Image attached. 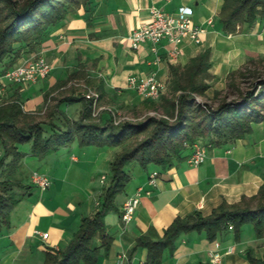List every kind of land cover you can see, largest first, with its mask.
Segmentation results:
<instances>
[{"label":"crops","instance_id":"crops-1","mask_svg":"<svg viewBox=\"0 0 264 264\" xmlns=\"http://www.w3.org/2000/svg\"><path fill=\"white\" fill-rule=\"evenodd\" d=\"M223 2L90 0L88 5L71 10L59 25L52 28L36 51H24L17 59L8 57L0 63V69H3L43 54L53 64L50 75L37 83L10 84L6 97L14 95L23 102L26 111L36 112L44 105L48 91L68 80L71 74L85 70L91 78L99 81L101 94L114 104L134 106L144 99L129 87L131 75L145 77L154 73L168 88L170 65H185L207 49L211 51L214 82L220 89L229 73L242 67L250 57L264 59V16L252 25L244 24L235 34H227L219 22ZM183 5L192 8L195 23L204 29L201 43L186 44L184 54L176 63H172L167 59L172 45L162 40L158 47L162 60L159 64H150L155 57L151 44L147 42L133 50L129 34L152 19L151 8L175 12ZM74 79L63 85L73 83ZM82 106L83 101L78 100L72 104L63 103L60 109L70 119H77L72 115L81 112ZM109 109L101 110L100 121L105 123L111 119ZM62 118V115H57L54 121L65 127ZM196 142L204 143L203 140ZM194 144L188 145L182 158L175 160L171 166L152 164L138 172L136 178L133 177L120 201L105 217L106 232L113 238V243L108 254L101 249L97 264H144L148 249L140 247L133 251L139 237L160 240L178 216L185 217L197 211L209 215L223 201L236 203L245 195L258 194L264 185V121L253 123L252 132L243 138L219 145L206 143V159L200 165H193L189 161ZM89 146L95 145L80 147L82 154H87L85 149ZM66 147L59 148L62 153L47 156L44 159L45 168L34 169L51 178L52 184L48 189L36 187L31 182L32 173L28 176L29 184L23 182L26 186L19 188V193L24 196L12 210L10 224L0 230V264L43 263L47 250L64 249L82 219L92 216L99 209L105 188L100 191V199L95 201L94 208L91 205L85 207L80 196L74 200H58L57 195L63 193L64 185L53 178V166L62 165L68 158L74 163H81V158L74 153L75 147L71 146V154L65 153ZM104 149L99 147L93 150L98 155L96 159ZM107 152L110 153V149ZM71 170V167H67L64 174L70 175ZM155 171L158 176L155 183H151L150 175ZM20 176L23 179V175ZM102 177L103 184L105 180L102 181ZM139 192L140 204L134 218L125 223L121 219L122 206L126 199ZM43 233H49V236L44 238ZM95 244L101 245L99 237L95 239ZM217 252L220 260L213 262V255ZM248 252L257 258H264V236L251 235L250 240L245 241L242 235L237 238L233 229L229 228L211 241L205 232H184L177 238L173 252L169 249L164 251L162 264H249Z\"/></svg>","mask_w":264,"mask_h":264},{"label":"trees","instance_id":"trees-1","mask_svg":"<svg viewBox=\"0 0 264 264\" xmlns=\"http://www.w3.org/2000/svg\"><path fill=\"white\" fill-rule=\"evenodd\" d=\"M89 2L0 0V63L8 57L17 59L24 51H36L52 28L59 25L71 10L86 6ZM263 16L264 0H224L219 22L225 33L235 34L244 24L252 25ZM259 62H264V59L260 57ZM259 65L252 59L231 71L228 87L238 94L239 99L228 100L226 96L216 108H208L205 103L198 102L196 97L205 95L211 87V51L207 49L201 52L185 65L171 64L169 95L163 94L156 107L163 109L172 120L150 117L139 123L124 122L116 126L113 119H109L105 124H100L92 121V102L71 94L61 98L49 109L52 120L45 122L35 120L34 113L26 111L18 97L13 95L7 98V102L0 106V142L4 148L0 164L12 157L8 164L12 167L11 172L7 173L9 179L3 182L5 185H15L18 190L26 186L22 179L12 182L25 156L19 149L20 144L31 143L32 154L43 158L76 138L81 146H119L125 145L130 138L147 133L142 141L129 149H123L111 162L112 181L103 194L99 209L92 216L82 219L64 249L47 250L41 264H97L102 248L104 254H108L113 238L106 232L105 217L115 206L117 195L123 192L130 180L124 167L131 161H138L146 168L150 163L167 167L175 160H180L186 147L200 138L207 140L208 144L219 145L251 133L253 123L264 121V72L259 69ZM9 68L0 69V75ZM81 75L82 70L75 72L58 86ZM249 77L254 78L252 87L243 91L239 79ZM49 95L47 92L46 100ZM78 100L83 101L81 115L78 119H70L60 106ZM57 115L65 117V127L53 120ZM45 125L50 126V131L45 130ZM16 187L0 190V230L10 224L11 212L24 196ZM247 223L253 225L257 237L264 236V185L258 194L245 195L239 202L223 201L209 215L197 211L185 217L178 216L165 230L163 238L152 240L141 236L133 251L140 247L147 248L148 258L144 264H162L164 251L169 249L173 252L177 238L184 232H205L208 239L214 241L220 232L232 225L238 238ZM98 237L101 245L95 244ZM247 257L249 264H264V258H257L251 252L247 253Z\"/></svg>","mask_w":264,"mask_h":264},{"label":"rangeland","instance_id":"rangeland-1","mask_svg":"<svg viewBox=\"0 0 264 264\" xmlns=\"http://www.w3.org/2000/svg\"><path fill=\"white\" fill-rule=\"evenodd\" d=\"M252 59L257 61L258 63H260L259 69H261V71L264 72V62H259L260 57H258V56L254 57L253 56V57L249 58V60H252ZM252 81H254L253 77L240 78L239 82H240L241 89L243 91L250 90L252 87V84H251ZM99 84H100L99 81H96L95 79L91 78V76H89L88 71L83 70V75L75 78L73 83H71L67 86L66 85L65 86L64 85L63 86L57 85L56 87H53L52 90L48 91L50 94L48 99L46 100V97H45L44 105L42 107H40L36 112H32V113H34L32 115L35 117V120H40V121H45V122L50 121L52 119H50V116H49V112H50L49 109H51L53 106H55L61 98L65 97L67 95H71V94H73V95L75 94L76 97H83V93L87 92V90H88L87 87H89L101 95L99 102H98L99 107L105 106V107H108V108L110 107L111 109H113V112H111L109 110H107V111H109L108 115H109V117L111 115V119H113V122H114V119H115V121H118V123L114 122V124L116 126H118L124 122L139 123V122L147 120L150 117H155V118L166 117V118H169L165 114L163 109H157V107H156V105H158L160 103L161 99L155 100V101L143 100V101H141L140 104H136L134 106H129V107L122 106V105L118 106V105L114 104L113 101L110 100L107 96H105L104 94H101V89H100L101 85L99 86ZM210 84H211V87L209 88V90L206 92L205 95H197V97H196L198 102L205 103L208 108H216L218 106V104L220 103V101L222 99H225L226 96H228V100L239 99L238 94H236V92H234L233 90H231L228 87V77H227L225 84L220 89H218L217 84L214 82V75H213V78L210 80ZM9 85H8V87H9ZM169 92H170V90H169V88H167L165 95H169ZM82 108H83V106H82ZM114 111L116 112L115 117H114ZM101 112L102 111H99V114L97 116H93L92 121L103 124L104 122L100 121ZM80 115H81V112L77 111L72 116L78 119L80 117ZM56 117L57 116H55L53 118V120H55ZM62 119H65V117L63 116ZM62 119H61V121H62ZM169 119H171V118H169ZM44 128H45V130H48V131H50V129H51L50 126H48V125H45ZM146 135H147V133H143V134L138 135L137 137L130 138L129 140H127L125 145L102 146L105 149L102 150L103 152H101L98 159H96L98 155L93 150L99 148V146L98 147L89 146V148L87 147L88 149H85L87 154L84 155V154H82L83 150L80 148L81 145H80L78 138H76L74 140L75 142H72V143L66 145L67 147L65 148L66 149L65 153H68L69 151L73 152L71 150V146L75 147L74 153L81 158V163L80 164L74 163L71 160V158H68V159H66V161H63L62 165L56 164V166H53V168H52L53 178H56V180H58V183L61 182L64 185L63 193H59L57 195L58 200L60 202L61 201L63 202V201H66L68 199L74 200V199H76L77 196H80L82 198V200L84 201L83 203L85 204V207L86 206L88 207V205H91L94 208L95 201L100 199V191H102L103 188H105V190H106L111 184L112 176H113V171L111 168V161H113L115 159V157L119 153L122 152L123 149L131 148L135 144L142 141L146 137ZM199 140H203L205 144L208 143L207 140H205L203 138H200ZM31 146H32L31 143H23V144L19 145V149L25 153V156H24V158H22L18 172L15 173V178L12 182H14L15 180L18 181V180L22 179L20 176V174H22L23 175L22 181L25 184H27L29 182L28 176L30 175V173H33L34 169H38V168L43 169L47 166L44 164V161H46L44 159H46L47 156L51 155V157H52L56 153H62V150L58 149V150L46 155L45 157L40 158V157L34 156L32 154ZM107 149H110V153L107 152ZM71 152H69V153L71 154ZM3 156H4V148L0 142V161H1ZM11 159H12V157L6 158V160L0 164V190L6 189L9 187H13V186L16 187L15 185H13V186L7 185V184L5 185V182H3V181H6L9 179L7 173H10L12 170V167L10 165H8L9 163H11ZM33 159H36V161H39V162H34L35 160H33ZM62 159L63 158H61V160ZM152 164H154V163H150L147 166L149 167ZM67 167L72 168L70 175H68V176H66L64 174V170H66ZM144 169H146V167H144L138 161H131L130 163L125 165L124 170L128 173V175L130 177V180L127 183L126 187H128V185L132 182L133 177L136 178L137 177L136 175L138 174V172H140L141 170H144ZM103 175H105L106 177L104 179L105 181L102 184L101 183V177ZM102 181H103V179H102ZM17 190H18V188H17ZM124 193H125V189L123 190V192H121L117 195V197L115 199L116 204L120 201V198L122 195H124ZM101 200H103V197ZM16 206L14 207V209L16 208ZM240 235H242L244 237L245 241L250 240L251 235H256V232H255L253 225L251 223L245 224ZM0 255H1V251H0Z\"/></svg>","mask_w":264,"mask_h":264},{"label":"built area","instance_id":"built-area-1","mask_svg":"<svg viewBox=\"0 0 264 264\" xmlns=\"http://www.w3.org/2000/svg\"><path fill=\"white\" fill-rule=\"evenodd\" d=\"M152 19L132 31L128 39L133 50L138 49L141 44L150 43L151 51L155 57L150 64H159L162 60L158 53V47L162 40H167L172 47L167 52V59L176 63L181 55L184 54V46L188 43H201V33L204 29L197 25L193 19V10L190 6L183 5L175 12H167L163 9L151 8ZM53 70V64L43 54H39L28 58L27 60L7 69L3 75H0V106L7 102L6 90L9 84L26 85L37 83L47 78ZM129 87L132 88L144 100H159L167 91L166 84L158 79L154 73L141 77L131 75L128 79ZM87 92L83 93V97L92 102L93 116H97L104 106H98L100 94L95 90L87 87ZM109 109V108H108ZM113 112V109H109ZM114 111V117L115 115ZM118 123V121H115ZM207 144L196 142L194 150L189 161L193 165L202 164L207 155ZM158 172L155 171L150 175V182L155 183ZM105 179V176L102 177ZM31 182L38 188L45 190L51 184V178L40 171H33L31 174ZM140 204V192L125 200L122 206L121 219L125 223H129L137 211ZM233 229V226H229ZM42 236L47 238L49 233H43ZM213 262L220 260V254L217 252L213 255Z\"/></svg>","mask_w":264,"mask_h":264}]
</instances>
